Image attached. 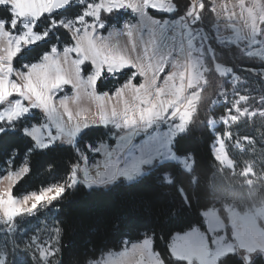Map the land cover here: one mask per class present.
<instances>
[{
  "label": "rangeland",
  "instance_id": "rangeland-1",
  "mask_svg": "<svg viewBox=\"0 0 264 264\" xmlns=\"http://www.w3.org/2000/svg\"><path fill=\"white\" fill-rule=\"evenodd\" d=\"M8 1L19 15L11 19L8 31L15 33L13 28L17 27H13L14 24L20 27L18 33L8 39L6 37L8 49L19 50L25 42L39 41V34L33 27L47 0ZM210 1L215 18L212 30L217 41L235 45L241 53L264 60V0ZM75 3L84 5L79 17L61 16L57 21L51 18L52 25L65 18L71 21L65 20L66 25L78 26L77 20L88 26L95 25L101 34L115 27L118 29L115 39L107 37L104 40V36L99 34L101 39L96 42L88 31L80 33L72 27L73 43L63 46L65 56L56 52L54 57L55 51H52L40 63L28 68L23 64L24 67L17 68L12 76L1 78L0 95H11L0 101L5 102L0 109V128H5V120L12 121L16 116L29 114L34 108L40 110V114L45 111L48 118L44 121L46 125L33 123L25 127V131L34 136L37 147L47 146L55 139L75 144L82 129L76 131L75 127L69 128L72 123H69L66 114H62V109L68 111L78 100L86 101L88 97L98 95L100 92L96 90V83L104 71L107 78H115L124 67L130 65L141 82L138 85L133 83L130 75L118 86V93L116 89L113 92L104 91L101 98L104 102L114 99L117 104L121 100L120 103L125 106L120 111L106 114V124L120 129L114 143L99 141L89 144L87 151L78 150L81 158L78 169L84 182L104 185L118 177L133 179L145 171L146 164L154 160H177L189 169L190 157L175 155L172 142L195 113L200 92L206 84L204 57L209 55L213 58L215 70L227 77L230 83V88L221 90L214 100L217 105L224 104L225 111L209 120L215 136L212 150L222 166L233 169L234 162L227 153V143L232 140L230 126L243 115L257 113L254 107L263 100L254 92L260 85L254 77L264 79V70H253L250 76L252 80H249L234 73L230 66L214 60L209 36L199 16L201 0H190L187 10L179 18L172 19H158L143 8L134 12L129 9L128 0H75ZM134 3H139V0H134ZM162 4L163 0H143L144 7L158 11L174 10L172 0H168L164 8ZM101 9H121L119 14L129 11V16L120 25H107L99 20ZM86 11L88 15H84ZM123 24L127 42L121 32ZM44 36L46 33L42 38ZM67 52L69 57L66 56ZM85 64H90L87 74L84 73ZM65 76L70 82L65 81ZM23 93L27 94L28 100L24 99ZM49 123L67 132L69 137L60 130H50ZM25 169L26 163L14 170L9 166L0 169V239H9L12 249L5 250L0 245V264H7L9 253L13 251L10 264H24L28 256L40 264H55V230L44 227L25 234L26 228L17 229L13 219L43 210L60 196L67 183L78 180L77 175L72 172L66 183L51 184L38 191L13 196L11 188ZM251 172L249 165L242 171L247 175ZM224 207L229 215L230 237L217 208L210 207L203 212L206 230L193 226L173 234L169 242L172 255L189 264H218L219 259L227 253L237 252L244 257L246 253L254 256L264 251V202L261 201L253 209H245L243 213L232 204H224ZM193 230L200 234V247L193 251H181L176 246L177 238ZM88 264H161V258L152 247L151 237L147 236L138 241L124 242L120 249L104 252Z\"/></svg>",
  "mask_w": 264,
  "mask_h": 264
},
{
  "label": "trees",
  "instance_id": "trees-1",
  "mask_svg": "<svg viewBox=\"0 0 264 264\" xmlns=\"http://www.w3.org/2000/svg\"><path fill=\"white\" fill-rule=\"evenodd\" d=\"M172 2L174 10L155 11L150 7L147 12L158 19H172L181 16L190 4V0ZM201 2L199 16L209 36L214 60L252 80L253 70H264V60L241 53L235 45L217 41L212 30L215 18L211 1ZM83 7L75 3L52 17L42 13L33 30L46 33V36L35 43L24 44L12 58V66L20 68L23 64L39 60L53 45L62 48L72 44L70 32L62 25H52V19L77 17ZM119 12L101 9L99 20L107 25H120L129 16V11ZM10 13L8 4L0 7V19L5 21L7 30L10 29ZM13 30L18 33L20 27ZM204 62L206 84L200 92L195 113L172 142L175 155L190 157L189 169L177 160H154L133 179L118 177L104 185L88 184L78 169L81 163L78 150L87 151L89 144L99 141L107 140L113 144L120 129L112 124L89 126L81 130L75 144L56 140L39 148L23 128L40 123L42 119L47 120L44 113L32 109L29 115L13 118L11 123L4 121L5 128H0V169L9 166L14 170L23 163L27 165V171L11 188L13 196L38 191L51 184L66 183L72 172L77 175L78 180L67 183L60 196L43 210L13 219L17 229L26 228L25 234L44 227L55 230V264H88L104 252L120 249L124 242L138 241L147 236L151 237L152 247L163 264H189L175 258L169 249L174 233L184 232L193 226L206 230L203 212L215 207L230 237L229 215L224 204H232L243 213L245 209H253L264 202V79L254 77L261 85L254 92L263 100L254 107L257 113L243 115L230 126L232 140L227 143V153L234 162L231 169L222 166L214 157L212 143L215 136L209 125L212 117L217 118L224 113L225 105H217L214 100L221 90L230 88V83L227 77L215 70L213 58L205 55ZM89 69L90 64H85L84 73L87 74ZM106 73L104 71L96 83L98 92H113L128 77L119 73L115 78H107ZM248 165L252 172L243 174ZM9 243V239H0V245L11 251ZM11 254L14 251L9 253L7 264H10ZM25 263L40 264L29 256ZM218 264H264V254L259 251L246 262L237 252L227 253Z\"/></svg>",
  "mask_w": 264,
  "mask_h": 264
},
{
  "label": "crops",
  "instance_id": "crops-1",
  "mask_svg": "<svg viewBox=\"0 0 264 264\" xmlns=\"http://www.w3.org/2000/svg\"><path fill=\"white\" fill-rule=\"evenodd\" d=\"M3 1H5V3L10 6V9H11L10 11H11V13L13 15V18H15L16 16H19L18 15V12L13 9V7L11 6V3L8 0H3ZM51 1L52 0H47L46 1V6L44 7V10H43L44 12L49 7ZM43 11H42V13H44ZM79 16H77V17H79ZM65 20L70 21V19L62 18V20L61 21H58L57 24H55V25H58V24L59 25H62L63 27H65L70 32V34H72L71 33L72 27L77 28V30L80 33L83 30H84V33L86 31H88L91 34L92 38L96 42L97 41H100V39H101L99 37V34L102 35V36H104L103 37L104 40H106L107 37L109 39H111V40L112 39H115V35H116L115 32H116V30H118L115 27H112V28L110 27V28H108V30L105 33H102L101 34V32L99 31V28H96L95 25H89L88 26L86 24H81L80 22H78L77 20H75V22L78 23V26H71V25H66L65 24V22H66ZM11 22H12V20H11ZM123 26H124V24L121 26V28H123L121 30V32L123 33V39H124V41L127 42L128 36L126 34L125 27H123ZM98 27H99V25H98ZM15 33H11V31H8L5 28V21L3 19H0V37H1V39H0V79L1 78L5 79V78H8V77L12 76V74L15 73V70H17V68H14L12 66V58L19 52V50H20L19 48L20 47L18 48L19 50L11 51V50L8 49V47H7V41H6V37L8 39V38H10L11 35H13ZM38 34H39L38 36H39V40H40L42 38L43 33H38ZM2 37H3V39H2ZM119 37H122V36H118V38ZM25 43H27V42H25ZM30 43H35V42H30ZM63 48L64 47L58 48V47H54L53 46V47H51V49L48 52L44 53L43 56L39 60H37L35 62H31V63H26L25 65L28 68L29 66H32V64H34V63H38V62L40 63V60H42V58L46 54H51L52 51H55V54L52 55L54 57L57 54L56 52L60 53L62 56H65L64 54H65L66 51H63ZM66 56L69 57V53L68 52L66 53ZM22 67H24V66H22ZM118 88L119 87H117L116 90H115V91H117V93H118ZM70 91H71V87H70ZM9 95H11V94L4 95V93H2L0 95V101L2 99H4L5 97L9 96ZM102 97H103V92H100L98 95H96L93 98L88 97V99L86 101H84L83 99L78 100V102L75 103V106L74 107L68 108L69 109L68 111H65L64 109H62V114H66L65 117H67V119L69 120V123H72V124H69V128H71V126H72V127H75L74 129H76V131L77 130L79 131L81 129L83 130L84 128H86L88 126L105 125L107 123L106 120H107V117H108V116H106V114L109 115V114H111L113 112H116L118 110L120 111L122 108H125V106L122 105V103H120L121 100H119V104H117V102L114 99L108 100V102H104V100L101 101V98ZM119 97H120L119 99H121V96L120 95H119ZM43 112L47 116V114L45 113V111H43ZM29 114H26V115H29ZM20 117H22V116H20ZM47 120H48V118H47ZM44 121H46V120L42 119L41 122L40 123H37V124L46 125L47 123H44ZM49 124H51V123H49ZM25 129L26 128L24 127L23 128V131L25 132V134H27L28 136H30L35 141L34 136L32 134H30V133H27L25 131ZM51 129L54 132L56 130L57 131L60 130L59 132H61L63 134H66V136L68 135L67 132H63L60 128L52 127V124H51L50 130ZM68 137H69V135H68ZM55 141H56V139L53 142H50L49 145L52 144V143H54ZM43 147H45V146H43ZM39 148H42V147H39Z\"/></svg>",
  "mask_w": 264,
  "mask_h": 264
},
{
  "label": "snow or ice",
  "instance_id": "snow-or-ice-1",
  "mask_svg": "<svg viewBox=\"0 0 264 264\" xmlns=\"http://www.w3.org/2000/svg\"><path fill=\"white\" fill-rule=\"evenodd\" d=\"M167 2H168V0H163L162 8H164V5L167 4ZM128 5H129V9H131L134 12L139 11L141 8H143L145 10L151 9L150 7H144L143 6V0H139V3H134V0H128ZM114 10L119 11L121 9H114ZM151 10H155V9H151ZM88 14L89 13L86 11L84 15H88ZM11 19H13V17L10 13V19L9 20H11ZM13 27L18 28L19 25L14 24ZM101 27H104V26L101 25ZM134 73H135V70L132 69L131 66L129 65V67L126 70H122L119 75L124 76V77L131 75L132 82L138 85L141 82V79H140V77L136 76ZM65 81L70 82V80L67 76H65ZM92 93H93V96H95V89L94 88L92 89ZM4 103L5 102H0V105H3ZM19 117L20 116H16L15 118H19ZM11 122L12 121H9V123H11ZM24 171L26 172L27 169H25ZM211 222L212 221L210 219V223ZM200 245H201L200 234L196 230H193V232H191V233H186L183 237L177 238V245L176 246L181 251H184V250L193 251V250L198 249L200 247ZM161 264H163L162 260H161Z\"/></svg>",
  "mask_w": 264,
  "mask_h": 264
},
{
  "label": "water",
  "instance_id": "water-1",
  "mask_svg": "<svg viewBox=\"0 0 264 264\" xmlns=\"http://www.w3.org/2000/svg\"><path fill=\"white\" fill-rule=\"evenodd\" d=\"M75 0H52L49 7L44 12L48 17H52L55 14H58L60 12H63L65 9H67L70 5L74 3ZM5 2L3 0H0V7L3 6ZM25 100H28V96L26 93L22 94ZM264 254V251H261ZM244 259L246 262H249L251 259V256L249 253H246L244 255Z\"/></svg>",
  "mask_w": 264,
  "mask_h": 264
}]
</instances>
